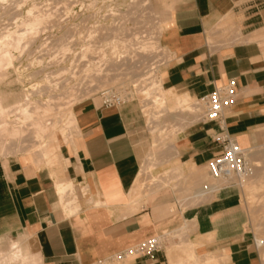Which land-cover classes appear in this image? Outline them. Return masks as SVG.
Here are the masks:
<instances>
[{"label": "crops", "instance_id": "0c3cea01", "mask_svg": "<svg viewBox=\"0 0 264 264\" xmlns=\"http://www.w3.org/2000/svg\"><path fill=\"white\" fill-rule=\"evenodd\" d=\"M151 4L165 6L167 13L159 37L170 56L159 77L165 90L199 102L213 87L235 79V101L224 110L223 123L249 153L253 175L188 207H182L172 189L171 196L156 191L159 185L146 194L151 197L145 205L132 211L128 193L140 169L131 137L136 126L132 104L104 106L92 94L72 106L78 134L73 147H63L65 174L58 176L85 186L87 192L76 191L79 210L65 214L58 205L49 168L18 157L0 158V232H24L41 264H97L155 236L163 243L154 259L131 258L122 264H264V0ZM174 124L181 128L177 146L175 138L162 170L180 172L185 183L181 193L191 194L187 201L198 193L193 185L200 171L220 151L214 141L218 124ZM179 176L163 186L174 185ZM246 185L257 190L244 192ZM90 196L94 202L86 205ZM253 197L263 201L261 207L249 206ZM257 216L261 220L254 225ZM188 242L197 244L200 257H187Z\"/></svg>", "mask_w": 264, "mask_h": 264}, {"label": "bare ground", "instance_id": "6f19581e", "mask_svg": "<svg viewBox=\"0 0 264 264\" xmlns=\"http://www.w3.org/2000/svg\"><path fill=\"white\" fill-rule=\"evenodd\" d=\"M137 1L139 0H131L133 3ZM71 3L72 0H46L42 6H39L43 7L41 11L36 9L38 8L36 5H32L26 11L28 19L21 20L19 24L13 21L12 29L7 27L0 30V80L3 77L2 68L9 69L13 64L11 46L16 47L20 42H31L36 35L38 36L40 30L44 29L45 31L46 27L42 26L44 24L61 23L66 18L65 16L69 14ZM53 15L58 18L56 20L57 22L59 20L58 23L50 19ZM161 21H158L159 26L157 29L160 31L159 34L162 35L168 23ZM81 25L85 32L80 33V36L85 41L81 47L80 58L76 61L70 58L69 65L71 69L68 68L69 75L67 78L63 77L64 72H66L64 69L46 71L43 73V81L38 85H32L31 90L0 94V158L5 159L15 157V154H24L28 158L27 160H30L29 163L36 168L44 165L52 169L51 176L56 184L55 188L59 198L58 205L62 207L65 214H72L80 208L76 194L77 189L82 193L87 192L84 185L77 187L72 181L73 179L58 180V176L65 174L63 147H73V138L78 134L72 106L74 102L88 97L90 93L99 88L102 91L104 90L100 93H111L110 88L105 87L103 84L106 77L100 76V72L108 68L107 65L126 64L130 66L132 71L140 72L136 76L137 78L130 81V92L136 96L139 103L143 104L144 125L148 127L149 132L153 135H162L163 128L169 124L170 114L175 112L176 109L179 108L182 112H192V108L197 107L195 106L197 102H192L186 97L175 96L169 90H165L161 85L160 78L154 75L155 66L170 57L165 47H160L156 41H152L150 38L140 39L134 36L136 31L127 28L126 33L122 37H117V39L127 40V42L134 41V43H132V46L131 44L128 45V49L121 50L117 55V60L113 62L105 57L104 50H106V47L104 49L102 45H96L97 38L92 36V30L90 29L94 25L88 27L84 22ZM72 27L73 24L70 28L72 29ZM131 33L133 36H131ZM68 39H71V31L69 30L64 35H59L56 38L52 36L41 38L40 47L55 53L57 56H53V60L56 57L57 60L62 62L68 54L67 51L71 48ZM89 53L93 56H90ZM93 59L97 60L94 61ZM146 68H150V71ZM40 92L43 97H36V93ZM127 94L129 93L125 95ZM119 95L123 96L122 93ZM10 97H15L14 101L4 104L3 101L10 99ZM60 99H62L61 102ZM127 99L129 100V98ZM60 104H62V107H60ZM200 108L201 106L198 107V109ZM201 115L202 112L200 118ZM62 122H64L63 126H60ZM173 127L175 128V136L173 137L175 139L181 128L176 124H173ZM151 146L140 157V169L128 193V199L131 203L129 208L133 206L136 208V202L142 194H149L155 189L154 187L179 176L180 172L177 169L162 170L163 172L160 171L158 174L152 172L153 167L156 168L166 164L163 161L172 153V140ZM253 165L255 166L254 163ZM205 174L209 178L207 165H205ZM248 178L240 180L239 183ZM212 181L215 185L219 184L218 180L213 179ZM256 187V185L251 187L246 185L245 189L254 191V189L257 190ZM261 188L262 186L258 187V189ZM148 189H150V192H148ZM199 194L200 188L194 197L196 200H199L197 199L201 195ZM251 195L249 198H252ZM93 202L91 196L85 199L86 205L93 204ZM23 233L18 239L6 242L0 247V264H41L37 254H31L26 244H24L26 235Z\"/></svg>", "mask_w": 264, "mask_h": 264}, {"label": "rangeland", "instance_id": "374dc122", "mask_svg": "<svg viewBox=\"0 0 264 264\" xmlns=\"http://www.w3.org/2000/svg\"><path fill=\"white\" fill-rule=\"evenodd\" d=\"M44 1L46 0H0V30L2 28L7 27L12 29L13 27L11 25L13 21H16V24H19L21 20L28 19L26 11L32 5H36L38 7L36 9L38 11H41L43 7L39 6H42ZM164 9L165 6L159 8L155 4H151V0H139L135 3L131 2V0H72L70 12L65 16L66 18L63 19L61 23H58L59 20L58 22L56 21L58 18L53 15L50 19H52L55 23L58 24H44L42 26L46 28L48 27L47 29L49 30H47L46 28L45 31L44 29H42V31L40 30L39 34L37 33L38 36L36 35V37L29 43L23 41L24 43L20 42L16 45V47L13 45L11 46L10 51L13 54V64L9 69L2 68L1 72L3 73V77L0 80V94H8V92L20 93L24 90H31L32 85H38L43 81V73H45L46 71H57L64 69L66 72H64L63 77L67 78L69 75L68 68L71 69V66L69 65L70 58L76 61L81 56V47L83 42L85 41L84 39H81L80 36V33L82 34L85 32V29L81 25L83 22L86 23L88 27L94 25V28L91 27L90 29L92 30V36L97 38L98 42H96L97 44H95L102 45L104 49L106 47V50H104L105 57H107V59H111V61L113 62L117 60V55L121 50L128 49V45L131 44L132 46V43H134V41L127 42V40L124 41L117 39V37H122V35L126 33L127 28L136 31V35L134 36H137L140 39L150 38V40L156 41L157 45L163 47L160 44L159 37L161 36V34H159L160 31H158L157 27L159 26L158 21H164L167 16V13H165ZM71 24H73L72 29L70 28ZM58 25L61 28H59ZM97 27L99 28L97 29ZM68 30L71 31V39H68V44H71V48L67 51L68 54L66 58L62 60V62L57 60L56 57L53 60V56H55L56 54L51 53L46 49H41V38L43 39V37L46 36H52L53 38H56L59 35H64V33ZM131 36H133L132 33ZM89 55L93 56V54L91 53H89ZM93 60L96 61L97 59ZM165 62L166 61H162L161 63H158L157 66H155V70H153L155 76H161V66ZM107 66L108 68L100 72V76L106 77L103 84L105 85V87L110 88L111 93H122L123 96H128L129 100L126 103L132 104L136 118V126L134 131L131 133V137L133 139V143L139 160L141 159L140 157L145 154L143 152H146L147 149H150L152 147L151 145H155L163 141L170 142V139H174L173 137L175 136V128L173 127V124L175 123V121L182 124L183 127L185 125V127H187L189 125L199 122L202 108L198 109V107H200L201 105L200 102H197L195 105L197 107L195 109L192 108V112H182L178 108L180 111L176 109L175 112L171 113V116L169 117V124L163 128V131L161 132L162 135L151 134L148 130V127H145L144 125V114L142 115L143 104L137 101L136 96L132 94V92H130L129 87L130 81L137 78L136 76H138L140 72L132 71L130 66L126 64H112ZM146 69L149 70L150 68ZM39 72L40 74H38ZM101 91V88H99L90 93L88 96L94 94L93 96H98L99 98H101ZM126 93L129 94L125 95ZM11 97L10 99L8 98L9 100L5 99L3 101L4 104H7L8 102L12 103L15 97ZM36 97L41 98L43 97V95L41 92L36 93ZM90 97L81 99L78 102H74V105ZM61 101L62 99H60V102ZM195 101V99L192 100V102ZM60 107H62V104H60ZM63 123L64 122H62L60 126H63ZM178 136L179 135L177 134V138L174 142L176 146ZM171 155L172 153L169 154L167 159H163V162L167 163ZM15 157L22 158L26 162H30V160H27L28 158H26L24 154H15ZM178 161L180 162L179 159ZM166 166H168V164H163L157 166L156 168L153 167V170L155 172H160ZM41 167L46 166L42 165ZM198 168L200 169V167H195V170H197L196 173L201 172V174L200 178L197 179L193 185V188L196 190H199L200 186L204 182L213 183V181L210 180L205 174V168H201L202 170L200 172ZM50 170L52 174L53 171L52 169ZM174 182L175 186L172 184H166V186H163L165 183H161V187H157L156 191L163 190L167 195L171 196L172 189L175 196L174 198L178 199L182 207L193 206L198 203V200H196V198L187 199V201L184 200L186 197L191 196L189 192L186 194L181 193V189L184 187L185 184L184 177L179 176L177 179L174 180ZM243 189L244 192H246L245 186H243ZM149 190L150 189H148V192H150ZM150 197L151 196L142 194V196L136 202V208H134L133 206L131 210H138L140 207L147 203ZM248 204L249 206H251V208L261 207L263 201L260 200V198L256 199L253 197L252 201L249 200ZM260 220V216L252 218V222H254V225H256V223ZM19 236H21V233L16 231L6 233L0 232V247L6 244V242L8 243L10 241L18 239ZM168 240L170 239L168 238ZM24 244H26L31 254H35L29 246L27 236L26 240L24 241ZM182 245L184 244L181 243V246ZM186 246L190 248L187 251H189L191 254L194 253L198 255V250H196V243L188 242V245ZM189 255L187 256L188 258L194 257L193 255ZM202 256L203 258H210L209 255L204 256L203 254ZM198 257H200V254L198 255ZM197 263L199 262L192 261L191 264Z\"/></svg>", "mask_w": 264, "mask_h": 264}, {"label": "built area", "instance_id": "2783aa9c", "mask_svg": "<svg viewBox=\"0 0 264 264\" xmlns=\"http://www.w3.org/2000/svg\"><path fill=\"white\" fill-rule=\"evenodd\" d=\"M104 106H118L128 101V96H120L118 93H100ZM236 82L229 78L224 84L213 87L211 91L198 98L202 108L200 122L218 124V132L214 134V141L220 146V151L206 163L207 173L214 182H204L200 186L198 203L206 201L221 187L239 185L240 180L250 177L255 166L248 158V152L240 147L227 133L223 123L224 110L235 101ZM205 199V200H204ZM197 203V204H198ZM163 240L160 236L149 238L133 247L123 250L113 256L97 262V264H122L131 258L147 257L154 259L156 252L162 248Z\"/></svg>", "mask_w": 264, "mask_h": 264}]
</instances>
